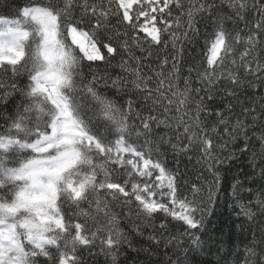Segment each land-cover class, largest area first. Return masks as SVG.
I'll use <instances>...</instances> for the list:
<instances>
[{"label": "trees", "instance_id": "obj_1", "mask_svg": "<svg viewBox=\"0 0 264 264\" xmlns=\"http://www.w3.org/2000/svg\"><path fill=\"white\" fill-rule=\"evenodd\" d=\"M0 35V264H264V0H0Z\"/></svg>", "mask_w": 264, "mask_h": 264}, {"label": "rangeland", "instance_id": "obj_2", "mask_svg": "<svg viewBox=\"0 0 264 264\" xmlns=\"http://www.w3.org/2000/svg\"><path fill=\"white\" fill-rule=\"evenodd\" d=\"M74 43L79 47L81 53L84 56L96 58V54L93 50H90L85 43L84 38L82 37H74L73 38ZM22 56V53L16 49L11 48L8 44V42L3 39V37L0 36V63L3 62H17ZM48 94L53 96V103L57 106H61V101L55 97L54 95V88L51 86L46 87ZM70 129H72L73 133L79 134V130L77 127L70 123L69 121L63 119L60 121H56L54 125V129L52 131V138L54 141L59 140L60 137L67 136ZM58 130H61L60 133H58ZM8 238V233L6 230V226L3 223H0V243H5L6 239Z\"/></svg>", "mask_w": 264, "mask_h": 264}]
</instances>
